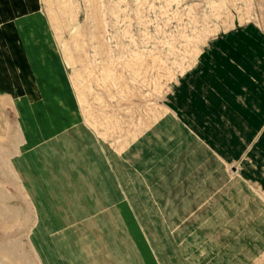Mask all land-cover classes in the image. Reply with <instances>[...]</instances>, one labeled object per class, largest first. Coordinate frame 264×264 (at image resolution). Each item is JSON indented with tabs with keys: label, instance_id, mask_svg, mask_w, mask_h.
I'll return each mask as SVG.
<instances>
[{
	"label": "rangeland",
	"instance_id": "374dc122",
	"mask_svg": "<svg viewBox=\"0 0 264 264\" xmlns=\"http://www.w3.org/2000/svg\"><path fill=\"white\" fill-rule=\"evenodd\" d=\"M0 264H264V0H0Z\"/></svg>",
	"mask_w": 264,
	"mask_h": 264
},
{
	"label": "crops",
	"instance_id": "0c3cea01",
	"mask_svg": "<svg viewBox=\"0 0 264 264\" xmlns=\"http://www.w3.org/2000/svg\"><path fill=\"white\" fill-rule=\"evenodd\" d=\"M24 55H25V56H27V58H28V59L26 60V64H24V63H23V64H21V65H24L25 67H27L28 65H30V64H29V62H28V60L31 58V56H30V55H28V53H27V52H26V54H24ZM24 71H26V68H25V70H24Z\"/></svg>",
	"mask_w": 264,
	"mask_h": 264
}]
</instances>
